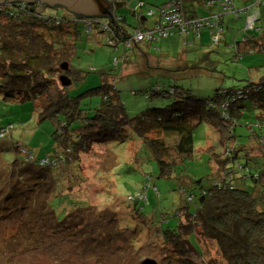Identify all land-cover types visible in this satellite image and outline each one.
<instances>
[{
    "label": "trees",
    "instance_id": "obj_1",
    "mask_svg": "<svg viewBox=\"0 0 264 264\" xmlns=\"http://www.w3.org/2000/svg\"><path fill=\"white\" fill-rule=\"evenodd\" d=\"M196 1L204 8L207 4L208 8L234 12L236 18L242 12L235 7V0H228V5L232 6L229 8H223L225 0ZM260 4H264V0L248 5L247 13L256 11L255 7ZM182 6L185 21L194 20L193 24L189 23L191 30L201 28L210 31L212 47L216 48L222 40H226L221 25L224 18L216 16L213 22L217 25L212 29L205 25L206 20L202 18L199 21L203 25L196 28L194 24L199 15L195 5L191 0H182ZM258 18L257 21L262 23L260 13ZM53 19L44 13H36L27 5L22 10L14 6L0 7V92L5 100H34L39 115L51 118L56 125L53 136L58 146L53 157L37 158L30 151L18 150L24 155V162L15 161L7 165L0 160V192L3 190L8 200L2 203L11 207L17 204L19 207L18 214L10 213V218L17 220L18 232L8 233V223L4 226L5 231L0 234V252L4 249L10 252V242L19 245L18 238H23L29 255L40 248L57 259L53 264H75L73 256L79 253L75 250L78 245L83 250L79 264H87L89 256L101 264L111 260L108 257L114 252V247L105 249L108 245L119 247L123 244L126 247L130 241H118L117 227H105L98 222L89 214L91 208L87 201L78 194H72L74 188L79 189L81 178L70 170L71 163L80 161L79 154L89 150L92 144L110 139L125 142L120 136L128 128L131 137L139 142L138 162H130L132 166L129 169L145 177L140 192L123 196L133 202L131 208L135 216L144 220L149 218V213L143 208L147 204L143 191L151 186L150 177L169 178L179 169L186 170V164L199 155L209 153L219 165L217 172L205 180H194L189 188L181 190L185 203L176 210L177 222L164 228L157 222L164 237H167L164 241L172 243L173 247L178 244L176 246L186 249L189 237L198 241L197 236L202 235L216 242L224 264H264V74L255 75V71L264 68V64L257 62L248 67L249 74L243 79L245 84L242 87L218 85L203 98L182 85H173L169 91L154 89L153 94L170 96L171 101L165 106L148 107L130 115L111 74L103 73L100 85L77 95L68 91L69 85L60 83L59 75L63 73L73 82L79 79H74V75L80 71L70 69L75 44L67 42V35H73V40L80 31L78 22L71 21L74 24L71 27L63 25L61 20L67 21L65 17ZM257 21L252 29L243 30L247 33L243 32V40L228 44L234 53L225 59L226 62H238L249 54L257 57L264 55V36L254 33L255 29H260L256 27ZM113 23L101 30L108 33L106 44L115 50L119 48L118 43H124L126 50L137 47L127 44L131 41V32L120 28L119 21ZM83 28L91 33L88 27ZM198 33L194 32L191 40H185L186 46L183 47L192 48L198 43L199 52L208 53L210 49L201 44ZM127 60L121 50L120 60L114 58L115 68L118 61L124 63ZM65 61L69 65L67 71L61 68ZM220 77L223 81L227 78L241 79L224 72H220ZM246 99H251L250 107L257 109L256 122L251 125L240 124L243 109L247 108ZM202 122L215 129L216 138L214 143V139H209L211 144L196 147L194 130ZM4 135L5 129H1L0 137ZM222 155H226V159H221ZM143 157L144 164L148 165L146 170H143V164L142 168L138 164ZM152 167H156L157 171H149ZM41 169L48 170L50 173H44L51 174L52 179L45 176L39 178L37 174H43ZM32 176L38 177L33 184L38 190L36 193H33L34 187L27 188L26 178ZM153 189L157 191L155 185ZM30 193L34 195L30 196ZM143 200L146 201L143 205L134 204ZM192 203L193 208L190 207ZM3 241H6L5 244ZM129 245L131 249L133 245ZM69 246L71 252H68ZM169 247L165 245L167 250ZM195 253L202 257L201 247L199 254ZM2 262L6 260L0 258V264Z\"/></svg>",
    "mask_w": 264,
    "mask_h": 264
},
{
    "label": "rangeland",
    "instance_id": "obj_2",
    "mask_svg": "<svg viewBox=\"0 0 264 264\" xmlns=\"http://www.w3.org/2000/svg\"><path fill=\"white\" fill-rule=\"evenodd\" d=\"M128 1L135 6L141 1L144 2V0ZM164 1L166 2V0H151V2H148L149 7L156 8ZM180 1L182 2V0ZM255 1L235 0V7L242 11L239 17L236 18L234 12L223 15L224 19L221 25L224 28V38L226 40L220 42L219 46L216 47L218 50L211 46L210 31L201 28L199 30L196 27L195 33L199 32L201 36V39L198 40L202 45L209 47L210 51L208 53L199 52L200 46L198 43L192 48H184L182 42H177L173 37L161 40V42L156 41L150 47H147L146 43L141 41L137 45L140 50L137 47L127 48L126 50L124 43H118L119 48L115 50V48L106 44L107 32H103L100 27L93 25L91 33L88 34L83 25L79 23L78 29L80 32L75 36V39L72 40L73 35H67V42L75 44L73 55L70 58V69L80 71L74 75V79H79L69 85L70 89L68 91L72 95H77L86 89L100 85L103 73L111 74L114 76L112 81L120 91L127 112L130 115H135L148 107L165 106L171 101L170 96L153 94L154 89L169 91L173 85H182L191 90L196 96L203 98L210 95L218 85L242 87L245 84L243 79H246V74H249L248 67H253L257 62L264 64V55L260 54L257 57L254 54H249V56H244V59L242 57L238 62H231V60L226 62L225 59L231 57L234 53V50L228 44L243 40V32L246 31L243 30L254 27L255 22L259 19V13L262 15V23L261 20L257 21L256 27L259 26L262 31L259 32L260 29L257 28L254 33L264 36V4L257 5L255 7L256 11L247 13L249 10L247 6ZM144 3L147 7V3ZM121 10L125 13L126 21L124 19L119 21L120 28L132 31L133 28L139 26V18L136 14L130 13L128 7ZM207 12L208 8L204 9L200 6L198 12L200 16L197 17V20H202ZM63 13V9L46 8L44 10L46 16H50L52 19L55 17L53 20H58L59 18L56 19V17H61ZM154 18L147 17L146 26H152ZM209 18L213 20L216 15ZM209 18H204V20H209ZM103 20L106 21L104 18ZM61 21L63 25L74 27L72 22L67 23L64 19ZM213 38L215 39L216 36L214 35ZM149 48V53H146ZM121 50L128 57V60L124 63L118 61L119 64L115 68L114 58L120 59ZM149 61L150 64H146ZM192 68L195 69L191 70ZM259 71H255V75L264 74V68L259 69ZM220 72L241 79L227 78L223 81ZM3 97V93L0 92V132L1 129H5V135L0 137V160L7 165H11L15 161L24 162V155L19 152L20 150L30 151L37 158L53 157L56 150H58L56 149L58 146H56L57 142L53 136L57 127L52 119L42 118L39 115L34 100L12 101L5 100ZM250 100H245L247 108L243 109V117L240 119L241 125H243L242 123L251 125L256 122L257 109L253 106L250 107ZM215 133L213 127L205 122L200 123L194 130L196 147L207 146L211 144L213 139L214 143ZM122 138L125 142L112 139L105 142H96L90 146L89 150L79 154L80 161L71 163L70 171L78 173L81 178L79 189L73 187L75 191L72 194L74 196L78 194L87 201L91 208L89 214L95 217L98 222H101L105 227H117L116 232L118 233L116 235L119 242L130 241L129 243L133 245L131 249H129V243L126 247L123 244L119 247L108 245L105 249L114 247V252L110 257L107 255L111 260L101 262V264H140L145 258L153 259L157 264H205L208 261L213 262V264H224L216 249L215 241L199 235L197 236L198 241L192 240L193 237H189L187 241L190 247L188 246L186 249L176 246L178 244L173 247L171 246L172 243L165 242L167 237H164L163 231L160 229V226L164 228L168 224L177 222L176 210L185 203V195L181 191L183 188H189L194 180L200 178L205 180L214 176L213 173L217 172L219 166L214 157L209 153L199 155V157L186 164V170L179 169L169 178L150 177L148 181L151 186L143 191L147 201L143 208L145 212L149 213V218L144 220L135 216L131 208L133 202H129L125 198L127 195H135L140 192L141 184L145 179L143 174L138 171L131 172L129 169L132 166L130 162H138L137 149L139 142L131 137L128 128L124 131L123 136H120V139ZM209 139L212 140L209 141ZM15 146H18L19 149ZM143 159L144 157L138 164L141 168L143 164V170H146L147 164H144L145 159ZM221 159H226V155H222ZM152 166H156L155 163H152ZM40 171L43 174H37L39 178L45 176L52 179L48 170L41 169ZM44 171L49 173H44ZM149 171L156 172L157 168L152 167ZM67 176H69V173H67ZM38 177H27V188L34 187L33 184L38 181ZM153 185L156 186L157 191L153 189ZM37 191V188H35L33 193ZM3 192L2 190L0 193ZM33 193L29 195L33 196ZM6 197L5 193L0 194V234L4 233V226L7 223L6 229L9 230L7 232L16 234L18 223L16 219L10 218V213L18 214L19 207L17 204H12L13 207L8 206V204L4 205L2 202L8 201ZM145 200L134 204L137 206L143 205V202L146 203ZM190 207L193 208L194 204H190ZM157 222L160 223V226H157ZM18 239L19 245L10 242V252L5 249L0 252V258L6 260L2 264H24L28 261L30 264H53L57 260L40 248L33 255H29L23 238ZM5 242L2 243L5 244ZM165 245L170 246L169 250L165 248ZM56 246H59V242ZM75 247L76 252L79 253H75L73 260L75 264H79L83 250L80 245ZM200 247L203 251L202 257H198L195 253L199 254ZM68 252H71L70 246ZM62 253L64 255L68 254ZM87 262V264H98L99 261L89 256ZM58 263L60 264V262ZM64 264L69 263L65 262Z\"/></svg>",
    "mask_w": 264,
    "mask_h": 264
},
{
    "label": "flooded vegetation",
    "instance_id": "obj_3",
    "mask_svg": "<svg viewBox=\"0 0 264 264\" xmlns=\"http://www.w3.org/2000/svg\"><path fill=\"white\" fill-rule=\"evenodd\" d=\"M107 1L111 4L110 16L107 15V16H100V17H86L83 14H81L80 11L68 9L66 6L60 5V4L54 5V6H48L46 3H44L45 0L43 1L42 0H31L30 3L22 2L19 0H14L12 2L9 0H5L2 4H0V7L3 8L6 6L7 7L14 6V8L16 7L22 10V8H24L27 5L29 6L30 9L34 8L35 12L40 13V14L44 13V10L46 8L63 9L64 13L59 18L62 19L65 17L68 22H71V21H73L74 23L78 22L82 24L83 27H88L90 31H92L93 25H96L100 27L101 29H103L102 26H105L106 27L105 29H107L108 27L111 26V24H114L113 22H118V21H121L122 19L126 21L125 13L121 9L128 7L130 10V13L136 14L139 18V26H136V28H133V30L130 31L132 36L136 32H141L142 34H145V37H142L141 39L138 38V41H134V43L130 45L132 47H134V45L137 46L138 43L141 41H144L146 43V46H148L149 44H152L156 41L170 38L174 36L175 34H181L184 37L190 32L189 30H191V28L186 27V30L184 32H181V30H179L180 28L177 25H174L170 28L171 33L169 35L165 37H160L159 36L160 34L158 35V32L156 30L157 24L159 22V17H160L159 13H157L159 14L158 19L156 18L153 19V25L150 27L146 26V22L148 21L147 17L148 18L156 17L155 16L156 10H158L164 4L171 2L172 0H168L166 2L160 3L158 6H156L158 9L149 7V4H147V7H146V4L143 1L139 2V4L136 6L134 4L128 3L129 2L128 0H107ZM173 1L179 4V0H173ZM182 7H183L182 2L180 1V13L181 14H183ZM224 13L225 12H222L220 14V17H222ZM103 18L106 19V21L103 20ZM131 39H134V37Z\"/></svg>",
    "mask_w": 264,
    "mask_h": 264
},
{
    "label": "water",
    "instance_id": "obj_4",
    "mask_svg": "<svg viewBox=\"0 0 264 264\" xmlns=\"http://www.w3.org/2000/svg\"><path fill=\"white\" fill-rule=\"evenodd\" d=\"M5 0H0L2 4ZM14 1V0H9ZM22 2L30 3L31 0H19ZM43 1V0H42ZM48 6L54 5H64L68 9L80 11L86 17H100V16H110L111 4L107 0H45ZM79 13V12H78ZM68 62H63L61 68L64 71L69 69ZM59 81L63 86L70 85L73 81L65 73L59 75ZM140 264H157L155 260L150 258H145Z\"/></svg>",
    "mask_w": 264,
    "mask_h": 264
},
{
    "label": "built area",
    "instance_id": "obj_5",
    "mask_svg": "<svg viewBox=\"0 0 264 264\" xmlns=\"http://www.w3.org/2000/svg\"><path fill=\"white\" fill-rule=\"evenodd\" d=\"M223 8L224 7H232L228 5V0H225L223 3ZM159 22L157 24V32L160 37H165L171 33L170 28L174 25H177L181 30V32H184L186 30V27L189 28V23L193 24L194 21H185V19L182 17V14L180 13V0L179 4L175 3V1H171L169 3L164 4L161 6L159 9ZM214 20H206L205 25H208L211 29L212 26H216L217 23L213 22ZM195 26L200 27L202 26V22L199 20H195ZM103 28H106L105 26H102ZM159 27V28H158ZM174 30V29H173ZM178 30V29H177ZM131 41H129L127 44L130 46L131 44L134 43V41H138V38L141 39L142 37H145V34H142L141 32H136L133 34Z\"/></svg>",
    "mask_w": 264,
    "mask_h": 264
},
{
    "label": "crops",
    "instance_id": "obj_6",
    "mask_svg": "<svg viewBox=\"0 0 264 264\" xmlns=\"http://www.w3.org/2000/svg\"><path fill=\"white\" fill-rule=\"evenodd\" d=\"M167 1V0H166ZM144 2H146L147 4H149L148 2H151V0H144ZM165 2V1H164ZM191 2L195 5V7L194 8H196V12L198 13L199 12V5L197 4V1L196 0H191ZM126 3V2H125ZM124 3V4H125ZM129 3V2H128ZM206 5L207 4H205L204 6H205V8L204 9H207L208 8V6L206 7ZM142 13V12H141ZM221 14V11H219L218 9H216V8H208V12H207V14H206V16L204 17V18H209V17H212V16H218V17H220L219 15ZM198 15V14H197ZM155 18L156 19H158V14H155ZM200 16V15H199ZM222 18H223V15H222ZM190 32L186 35V36H182V35H180V34H175L174 36H172L174 39H176L177 40V42H182V44H183V46H186V44H185V40L187 41V40H191L192 38H193V34H194V32L196 31V30H189ZM162 40H164V39H162ZM158 42H161V40H159ZM151 46V44H149L147 47H150ZM137 49L138 50H140V48L139 47H137ZM149 51H150V48L149 49H147V51H146V53H149Z\"/></svg>",
    "mask_w": 264,
    "mask_h": 264
},
{
    "label": "clouds",
    "instance_id": "obj_7",
    "mask_svg": "<svg viewBox=\"0 0 264 264\" xmlns=\"http://www.w3.org/2000/svg\"><path fill=\"white\" fill-rule=\"evenodd\" d=\"M120 60V59H119Z\"/></svg>",
    "mask_w": 264,
    "mask_h": 264
}]
</instances>
